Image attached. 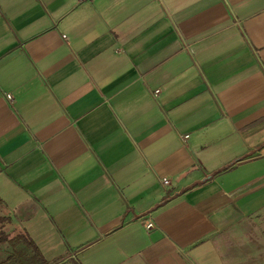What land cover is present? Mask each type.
<instances>
[{"label":"crops","instance_id":"obj_1","mask_svg":"<svg viewBox=\"0 0 264 264\" xmlns=\"http://www.w3.org/2000/svg\"><path fill=\"white\" fill-rule=\"evenodd\" d=\"M262 215L264 0H0L9 238L49 264H264Z\"/></svg>","mask_w":264,"mask_h":264},{"label":"trees","instance_id":"obj_2","mask_svg":"<svg viewBox=\"0 0 264 264\" xmlns=\"http://www.w3.org/2000/svg\"><path fill=\"white\" fill-rule=\"evenodd\" d=\"M0 264H49L40 250L25 236L9 238L0 230Z\"/></svg>","mask_w":264,"mask_h":264},{"label":"rangeland","instance_id":"obj_3","mask_svg":"<svg viewBox=\"0 0 264 264\" xmlns=\"http://www.w3.org/2000/svg\"><path fill=\"white\" fill-rule=\"evenodd\" d=\"M259 230L254 232L255 243L260 246V256L257 255V259L264 260V215L261 216L259 223ZM259 254V253H258Z\"/></svg>","mask_w":264,"mask_h":264},{"label":"built area","instance_id":"obj_4","mask_svg":"<svg viewBox=\"0 0 264 264\" xmlns=\"http://www.w3.org/2000/svg\"><path fill=\"white\" fill-rule=\"evenodd\" d=\"M81 1H87V0H81ZM160 93H161L160 90H155V96H159ZM8 98L11 100L12 96L8 95ZM185 137L188 138L189 136H185ZM163 182H164L165 185H169L170 184V181L167 180V179H163ZM149 228H152V225H150Z\"/></svg>","mask_w":264,"mask_h":264}]
</instances>
